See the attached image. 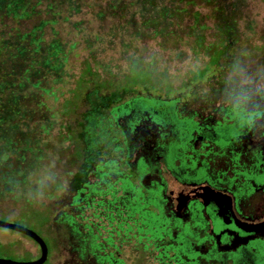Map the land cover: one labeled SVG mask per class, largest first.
I'll return each instance as SVG.
<instances>
[{
    "label": "rangeland",
    "instance_id": "1",
    "mask_svg": "<svg viewBox=\"0 0 264 264\" xmlns=\"http://www.w3.org/2000/svg\"><path fill=\"white\" fill-rule=\"evenodd\" d=\"M70 4L69 0L60 2L61 13L54 22L51 19L43 25L41 40L42 52L48 43L60 45L63 63L58 59L51 66L40 67V76L25 83L17 78L23 66L9 53L0 57V80L4 76L17 82L0 86V115L5 109L9 113L14 109L11 118L0 123V136L4 137L0 147L6 149L0 154V220L25 226L44 239L51 256L43 264H96L89 252L97 244L94 236L102 232L101 221L96 220L89 233L84 222L76 218L79 230L73 232L66 221L71 210L64 206L72 195L68 173L76 167L71 162L74 142L68 140L67 130L76 129L78 117L88 110L85 94L90 90L86 89L71 114L64 113V100L75 102L76 81L88 65L101 79L122 82L130 73L133 80L141 79L163 95L172 87L195 86L189 80L192 70L202 66L208 56H219L224 26L227 19L234 18L238 30L229 39L221 75L219 70L212 72L210 79L196 86L198 91L210 92L220 80L228 89L237 66L246 67L254 79L264 76V0H81L76 7ZM50 17L42 13L28 19L7 18L0 23V39L10 43V51L17 33H4L11 28L23 32ZM213 42L215 45L205 52V46ZM35 81L37 85H33ZM211 99L216 106L213 96ZM248 124L249 119L242 118L232 127V135L237 138ZM199 175L210 177L202 169ZM246 176L260 180L264 172L251 167ZM185 177L192 179L189 173ZM55 192L61 197L53 202ZM132 203L145 218L141 222H148V231L155 237L164 235L163 217L148 218L144 211L147 202L139 195ZM39 254L32 238L0 227L1 259L31 261ZM140 255L143 264H148L143 259L146 253Z\"/></svg>",
    "mask_w": 264,
    "mask_h": 264
},
{
    "label": "flooded vegetation",
    "instance_id": "2",
    "mask_svg": "<svg viewBox=\"0 0 264 264\" xmlns=\"http://www.w3.org/2000/svg\"><path fill=\"white\" fill-rule=\"evenodd\" d=\"M172 88L126 94L104 113L100 136L99 127L82 129L68 173V226L77 233L78 218L92 233L101 221L89 252L96 264H143L141 252L148 264H264V178L246 176L251 167L264 172V96L239 110L222 80L210 92ZM242 118L249 124L235 138ZM137 195L148 218L163 217L164 235L141 222Z\"/></svg>",
    "mask_w": 264,
    "mask_h": 264
},
{
    "label": "trees",
    "instance_id": "3",
    "mask_svg": "<svg viewBox=\"0 0 264 264\" xmlns=\"http://www.w3.org/2000/svg\"><path fill=\"white\" fill-rule=\"evenodd\" d=\"M61 1L63 0H0V23L5 22L7 18H11L13 20L28 19L35 16H39L42 13L51 16L50 19L43 18L39 22V24L34 25L30 29H26L23 32L16 28H14L13 30L11 28L7 33H4V36L10 31H15L17 33L13 35L14 39L12 40L13 43L11 45L13 46V48L10 49V51L8 50L10 47V43H8L7 40H5L3 37L1 38L0 57H2L4 53H9L11 55V58L14 57L13 59H15V63L17 62L20 67L23 66V69H20V75L17 76V78H21V80H24L25 83L31 82L33 78H38L40 76L38 73L40 67L43 68V66L48 63V66H51L53 63H56L58 59L61 63H63L64 61V58L61 57L63 52L62 48H60V45L56 42H51L50 45L48 43L49 46L46 45L47 47L43 50V52L41 50L43 25L51 19H53L54 22L56 18L60 15L61 12L59 4ZM69 1L71 3V7H76L79 4V1L81 0ZM187 2H189V0H187ZM155 19V17L152 18L153 21ZM237 30L238 29L236 20L232 18L231 21H228L227 19V23L224 26L223 42L219 47L220 54L217 58H211V56H208L207 53H205L209 51L207 49L208 47H213L215 45V42L205 46L206 49H204V55L208 56L205 63L200 67H196L194 70H192V73L190 74L189 80L191 82H194L195 86L202 84V82H204L205 80L207 81L208 79H210L212 72L214 73L215 71L222 69L221 65L225 62L229 39H232L237 34ZM6 74L8 75L7 72ZM126 76V78L122 82L116 81L114 83L111 82L109 79H101L99 73L92 70L89 65L78 76L74 89V91L76 92V96H78L76 97L74 103H70L71 98L66 99V101L64 100L65 106L63 110L65 114H71V112L78 107L77 104L80 99L82 100L86 89L89 88V93L85 94L89 103L88 110L85 111V113L80 114V116L78 117L75 124L76 129H70V127H68L67 130L68 140H70V142H74V145H76V156H79L78 146L81 142L79 133L80 131H82V129L85 131H82L83 133H88L89 135H92L91 133L95 132L96 127H99V129L97 128V131L98 136H100L102 131V129L100 128L101 118H103L104 113L108 109L112 108V105L114 103L122 101L126 94L139 91V89H136V87L140 89L150 88V86L146 85V83L144 81H141V79L133 80L130 73H128ZM3 78L4 76L0 80L1 87L6 85L8 86V84L11 83L13 85L17 83L14 80L8 81ZM37 84V81L33 82V85ZM108 89H110V91H108ZM2 94L3 92L1 91V95ZM5 104L6 102L3 105ZM71 106L73 107L71 108ZM6 107L8 106L6 105ZM11 113L6 111L5 109L4 113L0 115V123H5L9 118H11ZM86 122H89V124L86 125ZM3 138L4 137L0 136V139H2V141ZM4 151H6L5 146L1 145L0 154H2Z\"/></svg>",
    "mask_w": 264,
    "mask_h": 264
},
{
    "label": "clouds",
    "instance_id": "4",
    "mask_svg": "<svg viewBox=\"0 0 264 264\" xmlns=\"http://www.w3.org/2000/svg\"><path fill=\"white\" fill-rule=\"evenodd\" d=\"M264 96V76L254 79L244 66H237L231 77L228 88V100L233 107L247 110L254 96Z\"/></svg>",
    "mask_w": 264,
    "mask_h": 264
},
{
    "label": "water",
    "instance_id": "5",
    "mask_svg": "<svg viewBox=\"0 0 264 264\" xmlns=\"http://www.w3.org/2000/svg\"><path fill=\"white\" fill-rule=\"evenodd\" d=\"M0 227L20 232V233L32 238L34 241H36L38 243V245L40 247V255L38 258H36L34 260H31V261H13V260H9V259H1L0 258V264H43L46 261L47 255H48L47 244L44 241V239L40 235H38L36 232H34L33 230H31L25 226L15 224V223H11L8 221H3V220H0Z\"/></svg>",
    "mask_w": 264,
    "mask_h": 264
}]
</instances>
